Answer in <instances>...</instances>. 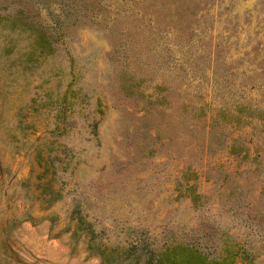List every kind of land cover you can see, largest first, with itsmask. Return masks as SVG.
Returning a JSON list of instances; mask_svg holds the SVG:
<instances>
[{"label": "rangeland", "instance_id": "374dc122", "mask_svg": "<svg viewBox=\"0 0 264 264\" xmlns=\"http://www.w3.org/2000/svg\"><path fill=\"white\" fill-rule=\"evenodd\" d=\"M179 241L264 264V0H0V264Z\"/></svg>", "mask_w": 264, "mask_h": 264}, {"label": "trees", "instance_id": "16d2710c", "mask_svg": "<svg viewBox=\"0 0 264 264\" xmlns=\"http://www.w3.org/2000/svg\"><path fill=\"white\" fill-rule=\"evenodd\" d=\"M19 12L22 13V9ZM21 17L8 16L5 23L9 25V28H12L15 26L17 20L24 19ZM25 21L23 24L28 25L24 27V30L27 32V40L25 41L26 44L22 56L25 61L24 63H28L36 61L40 56L54 51L53 43L58 26L39 24L33 20ZM138 249H140V252H137ZM127 251H129V255H133L136 263L142 259L143 255H146V258L143 260L144 264H235L234 257L238 255L236 252L232 253L231 248L225 247L224 254L210 257L196 245L180 241L159 249L147 248V244L143 243L141 245L140 243H132L127 247ZM242 253V259L245 261L244 264H249L247 260L248 254L245 251ZM104 262L105 260L103 259L101 263Z\"/></svg>", "mask_w": 264, "mask_h": 264}]
</instances>
